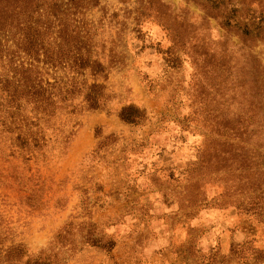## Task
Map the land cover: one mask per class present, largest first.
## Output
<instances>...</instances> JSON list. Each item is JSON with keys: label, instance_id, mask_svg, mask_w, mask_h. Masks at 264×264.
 Instances as JSON below:
<instances>
[{"label": "rangeland", "instance_id": "1", "mask_svg": "<svg viewBox=\"0 0 264 264\" xmlns=\"http://www.w3.org/2000/svg\"><path fill=\"white\" fill-rule=\"evenodd\" d=\"M30 2L40 60L87 42L104 71L85 79L105 104L75 97L26 154L0 128L3 249H53L57 264H264V40L242 33L264 0ZM12 33L10 58L28 61ZM3 61L0 79L13 75ZM131 106L140 125L119 118Z\"/></svg>", "mask_w": 264, "mask_h": 264}, {"label": "trees", "instance_id": "2", "mask_svg": "<svg viewBox=\"0 0 264 264\" xmlns=\"http://www.w3.org/2000/svg\"><path fill=\"white\" fill-rule=\"evenodd\" d=\"M3 4L5 6L1 7ZM18 9V14L23 19L17 23L18 17L14 16ZM32 11L30 0H0V62L8 58L13 74L11 77L0 79V128L1 132L13 136L11 140L22 154L32 148L41 147L45 140L40 123L44 122V119L54 117L63 109L72 112L74 108L69 104L75 97H82V103L87 110H100L105 104L104 86L97 83L88 84L85 79L87 71L93 75L104 71L98 61L91 59L89 49L86 54L81 52L88 43L79 38H66L64 45L67 50L62 52L61 42L57 46V52H47L41 55L43 60H40L38 46L31 47V43H28ZM242 27L243 35L260 36L261 40H264V14L259 17L257 23L252 18ZM13 31L21 33V50L28 56V61L15 63L10 58V47L5 46L9 39L13 40ZM4 53L6 54L3 55ZM38 64L44 66L45 72H42ZM62 70L66 75L65 79L57 76ZM44 75L52 77L53 82L46 78L43 80ZM119 118L124 123L140 125L144 121V113L131 106L122 109ZM3 242L0 233V264H57L56 257L49 255L53 253V249H50L49 254L40 252L33 256L24 246H13L4 250Z\"/></svg>", "mask_w": 264, "mask_h": 264}]
</instances>
